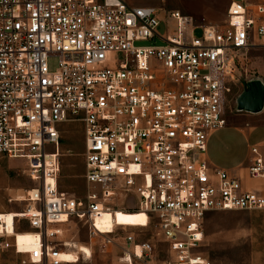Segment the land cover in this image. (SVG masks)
I'll list each match as a JSON object with an SVG mask.
<instances>
[{
  "label": "built area",
  "instance_id": "1",
  "mask_svg": "<svg viewBox=\"0 0 264 264\" xmlns=\"http://www.w3.org/2000/svg\"><path fill=\"white\" fill-rule=\"evenodd\" d=\"M229 1L217 27L128 0H0V157L24 160L37 186L10 199L23 209L0 213V250L26 256L22 264H72L60 238L79 221L122 263L157 264V246L132 227L98 226L114 197L131 195L168 246L163 264H211L199 252L206 217L264 211L259 147L243 176L207 160L249 54L264 49V4ZM70 122L84 131L83 198L59 190ZM18 234L36 236L37 247L24 253Z\"/></svg>",
  "mask_w": 264,
  "mask_h": 264
},
{
  "label": "rangeland",
  "instance_id": "2",
  "mask_svg": "<svg viewBox=\"0 0 264 264\" xmlns=\"http://www.w3.org/2000/svg\"><path fill=\"white\" fill-rule=\"evenodd\" d=\"M252 4L255 2L249 0ZM157 8L161 14L170 11H180L184 15L194 18L197 25L217 26L225 25L230 9L229 0H158ZM161 33L165 30L160 29ZM143 43L141 45H149ZM161 44V43H158ZM264 57V49L249 54V60L241 70V80L228 95L224 110L225 118L238 115L237 98L242 94L249 80L263 76L255 64ZM245 61V58H243ZM243 59L241 60L243 62ZM261 61V60H260ZM57 59L53 58L50 65L55 67ZM61 173L59 190L70 197L83 198L88 191L84 162V131L79 123H66L61 127ZM5 160H11L5 158ZM15 173L7 169L11 177L21 184L25 191L33 190L37 186L25 174L26 162L15 160L13 164ZM25 204L20 206V210ZM139 202L131 195H118L110 202L114 210L137 212ZM101 222H104L102 220ZM26 224H23V227ZM205 240L199 252L209 259L211 264H264V211L242 212L229 211L210 213L204 221ZM107 233H109L106 229ZM129 233H134L140 242H152L157 246V264L170 261L168 246L157 234L154 226L147 228H131ZM124 236L125 234H121ZM63 242L77 244L79 249L86 250L88 258H82L78 264H124L121 262V253L117 247L102 249L100 240L91 241L89 228L83 222H72L64 226V235L60 238ZM122 243V240H119ZM24 253L31 249L19 247ZM64 251L66 253L71 251ZM92 251V258L90 259ZM26 256L20 257L13 250H0V264H22Z\"/></svg>",
  "mask_w": 264,
  "mask_h": 264
},
{
  "label": "crops",
  "instance_id": "3",
  "mask_svg": "<svg viewBox=\"0 0 264 264\" xmlns=\"http://www.w3.org/2000/svg\"><path fill=\"white\" fill-rule=\"evenodd\" d=\"M128 1L135 7H152L160 11L157 8L158 0ZM253 1L254 4H264V0ZM260 60L255 65L262 70L263 76L257 79L264 83V57ZM226 120L227 126L209 139L207 160L212 168L226 170L235 176H243L251 165L252 148L257 146L264 153V109L258 114L241 112L238 115H230ZM14 161L0 157V213L19 211L20 209L16 207L18 203L10 202V199L16 200L26 192L15 176L11 177L7 172L8 169L15 173ZM9 242L14 243V240Z\"/></svg>",
  "mask_w": 264,
  "mask_h": 264
},
{
  "label": "bare ground",
  "instance_id": "4",
  "mask_svg": "<svg viewBox=\"0 0 264 264\" xmlns=\"http://www.w3.org/2000/svg\"><path fill=\"white\" fill-rule=\"evenodd\" d=\"M104 220V222H101ZM114 222H117L121 226H129L132 228H146L148 226V216L145 212H125L121 210L114 211V214L109 211H104L98 217V226L110 233ZM18 246L22 248H29L33 250L37 247V237L33 234H18ZM67 248H71V251L66 253L63 252L64 258L70 262L78 264L82 258H88L86 250L79 249L77 244L67 243ZM70 250V249H69ZM90 259L92 258V251L90 249Z\"/></svg>",
  "mask_w": 264,
  "mask_h": 264
},
{
  "label": "water",
  "instance_id": "5",
  "mask_svg": "<svg viewBox=\"0 0 264 264\" xmlns=\"http://www.w3.org/2000/svg\"><path fill=\"white\" fill-rule=\"evenodd\" d=\"M237 111L258 114L264 109V83L260 79L247 82L237 98Z\"/></svg>",
  "mask_w": 264,
  "mask_h": 264
},
{
  "label": "trees",
  "instance_id": "6",
  "mask_svg": "<svg viewBox=\"0 0 264 264\" xmlns=\"http://www.w3.org/2000/svg\"><path fill=\"white\" fill-rule=\"evenodd\" d=\"M130 213H135V212H130Z\"/></svg>",
  "mask_w": 264,
  "mask_h": 264
}]
</instances>
